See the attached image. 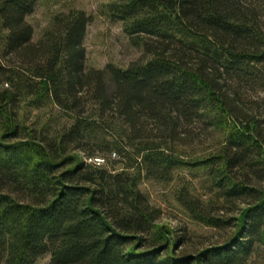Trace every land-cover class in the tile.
<instances>
[{
    "label": "trees",
    "instance_id": "16d2710c",
    "mask_svg": "<svg viewBox=\"0 0 264 264\" xmlns=\"http://www.w3.org/2000/svg\"><path fill=\"white\" fill-rule=\"evenodd\" d=\"M0 0V264L264 255V0H105L141 57L88 69L82 10ZM98 162H95V161ZM144 183L217 240L161 224Z\"/></svg>",
    "mask_w": 264,
    "mask_h": 264
},
{
    "label": "rangeland",
    "instance_id": "374dc122",
    "mask_svg": "<svg viewBox=\"0 0 264 264\" xmlns=\"http://www.w3.org/2000/svg\"><path fill=\"white\" fill-rule=\"evenodd\" d=\"M105 0H49L37 6L35 13L28 19L34 29L33 41H37L41 31L48 23V16L52 12L75 8L84 11L90 23L86 30L84 48L86 54V67L88 69H103L108 64L121 68L127 67L131 62L140 59V51L130 46L128 39L122 34L120 26L112 24L101 18L98 7ZM177 183L163 187L153 183H144L142 190L149 197L150 203L161 209V224L174 230L186 228L193 240L207 242L216 241L217 234L213 231L192 224L177 206L173 193ZM46 256L36 264H48ZM248 264H264V255L253 257Z\"/></svg>",
    "mask_w": 264,
    "mask_h": 264
},
{
    "label": "built area",
    "instance_id": "2783aa9c",
    "mask_svg": "<svg viewBox=\"0 0 264 264\" xmlns=\"http://www.w3.org/2000/svg\"><path fill=\"white\" fill-rule=\"evenodd\" d=\"M95 162H98L97 160Z\"/></svg>",
    "mask_w": 264,
    "mask_h": 264
}]
</instances>
